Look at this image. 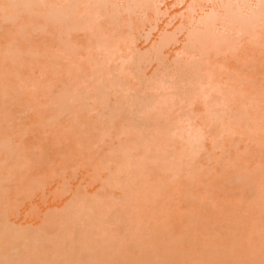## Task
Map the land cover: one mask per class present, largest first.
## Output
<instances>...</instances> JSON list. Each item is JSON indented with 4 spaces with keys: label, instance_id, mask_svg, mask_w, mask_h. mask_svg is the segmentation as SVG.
<instances>
[{
    "label": "rangeland",
    "instance_id": "rangeland-1",
    "mask_svg": "<svg viewBox=\"0 0 264 264\" xmlns=\"http://www.w3.org/2000/svg\"><path fill=\"white\" fill-rule=\"evenodd\" d=\"M1 1L0 6L4 2ZM11 1L8 2L14 6H6L11 8L7 9L9 15H0V94L9 89L8 105L0 95V127L5 128L0 131V141H4V147L0 144V264H264V34L255 39L260 45L250 38H241L237 50L214 59L215 70H208L214 73L211 79L216 81V89L205 100L206 90L201 87L210 79L204 74L192 89L197 98L190 102L183 99L186 92H191L187 87L188 72L185 66H176L186 39L178 36L177 24H188L180 20L182 8L176 7V0H163L159 11L151 6L147 13H140L138 8L132 13L124 12L126 2L116 0L115 9L114 5L104 6L113 13L111 17L118 10L112 25L107 24L106 17L110 16L104 14L103 6L97 9L99 12L98 5L94 6L90 15L80 14L74 21L69 19L77 15L73 0H46L44 7L40 0H25V5L24 0L21 5L20 0ZM69 7L72 16L59 17L56 25L47 17L61 9L67 14ZM99 13L106 16L105 20ZM66 18L73 24H66ZM168 23L171 28L166 27ZM19 25L30 26L26 35L24 30L16 35L18 27L21 32ZM65 41L67 45L62 47ZM98 45L108 49L107 56L116 50L112 52L116 58L109 63L110 69L105 65L107 57L102 61L110 74L103 71V64L99 66L105 77L91 72H98L103 59ZM98 51L102 55L98 56ZM92 66L96 68L93 70ZM101 76L103 82L97 80ZM172 82L175 89L163 94L161 84ZM114 83L119 87L112 88ZM17 86L22 89L13 100L11 95ZM100 94L104 99H99ZM223 99L228 100L225 106ZM108 101L110 111L105 110ZM151 104L157 109L149 110ZM62 107H68L66 112L61 111ZM6 113L8 122L2 121ZM240 113L246 114L241 126L223 134L221 123L229 124ZM193 134L199 136L200 147L189 157L192 147L186 140ZM80 137L85 140L82 147ZM163 141L170 144L171 152L174 150V162L170 160L172 153L159 152L158 145L160 149L166 147ZM141 143L152 146L147 149L150 152L157 145L158 151L151 152V156L167 159H157L155 164L151 161L146 167L154 169L160 162L162 167L157 164L155 169L161 167L165 173H156L163 175L164 187L173 190L170 201L166 198V207L164 200L151 203L147 225L162 222L167 227L151 229L146 225L143 232L139 231L141 238L137 241L125 237L124 230L113 233L115 227L102 230L100 225H91L85 230L82 224L88 223L87 217L91 220L93 210L94 214H103L112 205L117 220L122 204L128 213L135 211L137 198L127 196L123 203L126 196L122 189L125 191L126 187H117L123 197L115 188L116 192L108 191L111 184H104L112 178L105 174L106 170L126 158L128 151L143 148ZM180 151L185 160L178 155ZM162 152L170 156L167 158ZM6 160L13 165L9 175L1 169ZM165 161L169 165L177 161L173 168L179 172L176 178L165 171ZM237 176L248 182L242 177L234 178ZM20 177L25 184L18 185ZM78 215L79 219L75 218ZM157 217L161 220L157 221ZM89 241L96 249L85 247ZM117 248L119 251L115 252Z\"/></svg>",
    "mask_w": 264,
    "mask_h": 264
},
{
    "label": "bare ground",
    "instance_id": "bare-ground-1",
    "mask_svg": "<svg viewBox=\"0 0 264 264\" xmlns=\"http://www.w3.org/2000/svg\"><path fill=\"white\" fill-rule=\"evenodd\" d=\"M4 1V2H3ZM8 1H10V2H12L11 0H2L1 1V3L3 4H1L2 6H0V15H2V13H3V15L1 16V17H6V16H8L9 14L7 13L9 10H7V9H11L10 7L9 8H7L6 6H10V5H12V6H14L13 5V3H11L10 4V2H8ZM26 1H28V0H26ZM25 0H24V3H23V0H20L19 2H20V5H21V3H23L24 5H25V2H26ZM30 1V0H29ZM32 1V0H31ZM30 1V2H31ZM41 1V3H43V7L46 5V0H44L45 2H43V0H40ZM69 1V0H68ZM74 1V5H72V6H74V9H78V11H77V9L75 10V14H77V15H74V16H72L70 13L71 12H73L72 11V9H71V11H69L67 14H69V15H67L66 13L64 14V10H59V12L58 13H56L55 12V14H50V16L48 15L47 17H49V19H50V21L51 20H53L54 21V23H55V25H56V20L60 17V18H62V19H64V17H68V16H72V17H69V19L71 18V19H73L74 20V18L76 19V17H78V16H80V14H88L89 13V15H90V11L91 10H95L94 9V6H96V5H98V8H96V10L97 9H100L101 10V8H102V6L104 7V6H107V4H109L110 6L111 5H114L112 8L113 9H115L114 7H115V2H116V0H73ZM72 1V2H73ZM123 1V0H122ZM166 1H168V0H166ZM175 1V0H174ZM174 1H173V3H174ZM39 2V1H38ZM70 2V1H69ZM72 2H71V4H72ZM123 2H126V4H127V6L126 7H124L123 8V11L125 12V11H130L131 13L136 9V8H138L139 9V12L140 13H147L148 11V9H149V11H150V8H152L153 6H156V8L158 9V7L159 6H161V7H163L162 6V3H163V0H130V3H129V1H123ZM9 3V5H7V4ZM29 3V2H28ZM41 3H39L40 4V6H41ZM68 3V2H67ZM31 4V3H30ZM38 4V3H37ZM38 4V5H39ZM28 5V4H27ZM108 5V6H109ZM175 5H176V7H181L182 8V12H181V14H180V20H182V19H184L185 20V22H187L188 24H184V23H182V22H179L178 24H177V26H178V34H176V35H178V36H180V35H182L183 36V38H186L182 43V47H180V48H182V51H181V54H179V53H176V54H179L178 56H182V58L181 59H179V61H178V63L176 64V66H178L179 64H181V65H183V66H185V68H186V73L188 72V74H186L187 75V77H188V80H187V87H188V89L190 88L191 90V92H186L185 93V95H183V96H185L183 99H185V100H194L195 98H197V94L195 93V90H193L192 91V89H194L195 88V85H199V79H202V77L201 76H205L204 74H206V77H204V78H207V80L208 79H210L209 81H206V84L205 83H203L202 82V80H201V82L203 83V87H201V90L202 89H204V90H206L205 91V95L203 96L204 98H205V100H209V99H207V98H209V95L216 89V87H215V82H214V80H213V78L211 79V77H212V74H214V73H210L209 72V70L211 71V70H215V68H216V65L213 63V60L214 59H216V58H219L220 57V55L222 56V57H225V54H227V53H229V52H232V51H234V50H237V46H239L238 44L240 43V39L241 38H250V41L252 42V43H256V44H258L256 41H255V39H260L261 38V36H262V34H264V0H176L175 1ZM108 6H107V8H108ZM152 6V7H151ZM22 7V6H21ZM173 7H175V6H173ZM20 8V7H19ZM28 8V7H27ZM107 8H105L104 7V10H106ZM156 8H154V9H156ZM12 9H14L13 7H12ZM21 9V8H20ZM19 9V11H21ZM103 9V8H102ZM111 10L112 12L114 11V10ZM157 9H156V11H157ZM103 10V11H104ZM133 10V11H132ZM19 11H18V13H19ZM60 11H62L61 13H60ZM76 11L78 12V13H76ZM98 12H99V10H97ZM116 11H118V10H115V12ZM121 11V10H120ZM119 11V12H120ZM158 11H159V9H158ZM157 11V12H158ZM7 13V15H6V13ZM95 13H96V11H94ZM108 11L106 10V13H104V12H102V13H104L106 16L109 14V16L110 15H112L113 13H111V12H108ZM114 12V14L116 15L117 13H115ZM22 13H26V12H24V11H22ZM63 13V14H62ZM91 13H93V12H91ZM102 13L100 14V16L102 15ZM58 14H60V15H62L63 17H61V16H59ZM73 14V13H72ZM97 14V13H96ZM105 15H103V16H101V18L102 19H104L105 20ZM115 15H113L112 17L110 16V17H106V19L107 18H109V19H107V20H109V21H111V19L113 18V20L111 21V22H109L108 21V23H107V21H105V25H106V23L107 24H111L112 25V23H114L115 22V20H114V18H116V16ZM76 16V17H75ZM59 18V19H60ZM100 18V17H99ZM2 19H4V18H2ZM49 19H47V20H49ZM67 20H66V24H68V23H70V25H72L71 24V22L72 21H69L68 20V18H66ZM70 19V20H71ZM5 20H7V18H5ZM10 20H11V17H10ZM61 20V19H60ZM59 21V20H58ZM65 21V20H64ZM75 21V20H74ZM73 21V22H74ZM161 22V19L160 20H156V25L158 24V22ZM172 21H174V20H172ZM192 21H195V24H194V27L193 26H191V24H192ZM6 22V21H5ZM7 22H9V18H8V20H7ZM172 24H174L173 22H171ZM52 24H53V22H52ZM60 24V23H59ZM58 23H57V25H59ZM63 24H64V22H63ZM169 24V23H168ZM172 24H169V25H167L166 27L167 28H171V26H172ZM54 25V24H53ZM65 25V24H64ZM70 25H68V26H70ZM153 25H155V24H153ZM190 25V27H188ZM20 27H22L21 28V32H20V30H19V27H18V30H19V32H18V30L15 32V33H17L16 35H18V33H23V30H24V35H26L25 33V31H27L28 29H29V27L30 26H23V25H19ZM60 26V25H59ZM67 25H65V27H66ZM99 26V25H98ZM100 26H101V24H100ZM176 26V25H175ZM85 27H87V26H85ZM165 27V28H166ZM71 28V27H70ZM69 28V29H70ZM84 28V27H83ZM155 28V27H154ZM68 28H67V30H69ZM173 29V28H172ZM171 30V29H170ZM169 30V31H170ZM257 30V31H256ZM69 32V31H68ZM101 32V31H100ZM96 33V32H95ZM94 32H93V34H95ZM98 33V32H97ZM23 34H21V35H23ZM68 34V33H67ZM102 34V33H101ZM101 34L99 35V33H98V35L99 36H101ZM20 35V34H19ZM18 35V36H19ZM98 35H96V36H98ZM98 36V37H99ZM21 37V36H20ZM97 37V38H98ZM177 37V36H176ZM96 38V37H95ZM94 38V39H95ZM182 38V37H181ZM180 39V38H179ZM239 42V43H238ZM110 44H111V42H109ZM97 44V43H96ZM105 45H106V43H104ZM103 44V45H104ZM261 43H259L258 45H260ZM62 45H64V46H62ZM65 45H67V43H66V41L65 42H63L62 44H61V46L62 47H65ZM108 45V44H107ZM99 46V45H98ZM98 46H97V50L98 49H100V48H98ZM99 47H101V46H99ZM109 46H107V48H108ZM102 48V47H101ZM179 48V49H180ZM111 49H112V47H111ZM110 49V50H111ZM178 49V50H179ZM103 50V51H102ZM106 50V51H105ZM104 50V47L102 48V49H100V51H102L103 52V59H101L100 61H101V63L100 62H98V63H100V65H98V70L96 69V71H98L97 73L95 72V71H91L93 74H95L96 76H98V74L99 75H103V73H102V70H100L101 69V67H103L104 66V62H102L103 60H104V58H106L107 57V60L105 61L106 62V64L105 65H108V68L110 69V67H109V65H111V64H109L111 61L113 62L114 60H115V55H114V58H113V53L112 52H115L114 51V49L112 50V52L110 51V53H108V55L109 56H107V54H105V53H107L108 52V49H105ZM175 51H177V50H175ZM174 52V51H173ZM180 52V51H179ZM100 54H101V52L99 53V51H98V56H100ZM105 54V55H104ZM115 54V53H114ZM117 54V53H116ZM102 55V54H101ZM55 56V55H54ZM58 57V56H57ZM102 57V56H101ZM48 59H49V57H48ZM91 60H93V59H91ZM95 61V60H94ZM89 63V62H88ZM91 63V62H90ZM97 64V63H96ZM103 64V65H102ZM93 65H95V64H93ZM102 65V66H101ZM214 65H215V67H214ZM96 66V65H95ZM91 67L92 69L94 68H96V67ZM99 66H101V67H99ZM107 68V66H104V69H106V70H104L103 69V71L105 72L106 71V74L108 73V74H110L109 72H111V70L109 71V70H107L108 69ZM93 69V70H94ZM209 69V70H208ZM207 70H208V72L210 73V74H208L207 73ZM204 71H205V73H204ZM212 72V71H211ZM91 73V74H92ZM106 74L104 73V75L106 76ZM107 74V75H108ZM94 75V76H95ZM103 75V76H104ZM103 76H101V79L100 78H98L97 80H101V82H103L102 81V79H104V77ZM209 76V77H208ZM89 77V76H88ZM87 77V78H88ZM94 78V77H93ZM108 78V77H107ZM85 79V78H84ZM83 79V80H84ZM95 80L93 81V82H95V84H98V83H96V82H98L97 80H96V78H94ZM82 80V79H81ZM80 80V81H81ZM115 80V79H114ZM118 79H116V81H117ZM213 80V81H212ZM80 81L78 82V83H80ZM106 81V80H105ZM119 81V80H118ZM204 81V80H203ZM82 82V81H81ZM199 82V83H198ZM110 84V83H109ZM112 84V83H111ZM119 84V83H118ZM168 83H162L161 85H162V87L164 88V90L162 89V87H161V85H160V89H161V91L163 92V94H164V92L166 91V90H170V91H173L175 88V83L174 82H172V83H170V85L168 84ZM217 84V83H216ZM114 85H116V86H118L117 84H113V86H111L112 88H117L116 86H114ZM205 85V86H204ZM166 86V87H165ZM174 86V87H173ZM202 86V85H201ZM93 88H95L94 86H92ZM98 87V86H97ZM119 87V86H118ZM120 87H121V85H120ZM3 88V87H2ZM5 88V87H4ZM68 88V87H67ZM108 88V87H107ZM166 88H168V89H166ZM174 88V89H173ZM20 89H22L20 86L18 87L17 86V88H15L14 90H13V93H12V95H11V98H13V100H16L18 97H19V95H20V92H21V90ZM96 89V88H95ZM94 89V90H95ZM100 89V87L98 88V90ZM158 89V88H157ZM231 89H233V88H231ZM97 90V89H96ZM95 90V93L97 92ZM2 91V90H1ZM67 91V90H66ZM73 91H74V88H73ZM100 91H101V89H100ZM99 91V92H100ZM234 91V90H233ZM232 90H230L229 92L231 93V92H233ZM71 92V91H70ZM185 92V91H184ZM101 93H103V92H101ZM234 93V92H233ZM232 93V94H233ZM71 94V93H70ZM182 94V93H181ZM195 94H196V96H195ZM1 95V97L2 98H4V100L6 101V103H7V105L9 104V89H8V91H7V88H6V90H4V91H2V93L0 94ZM99 95V94H98ZM163 96V95H162ZM94 97V96H93ZM96 98H94V100L95 101H97L98 99V96H95ZM85 98V97H84ZM100 98H103V95L101 96V94H100V97H99V99ZM104 99V98H103ZM161 99H163V98H161ZM117 100V99H116ZM225 100V101H224ZM112 101H114V100H112ZM118 101V100H117ZM116 101V103L115 102H113V103H115V104H118V102ZM158 101H160V100H158ZM167 101V100H166ZM102 102V101H101ZM109 103L108 104H106V107H107V105H110L111 103H110V101H108ZM191 102V101H190ZM228 102V100L227 99H223V102H221L222 104H223V106H225L224 105V103L226 104ZM5 103V104H6ZM66 103V102H65ZM65 103H64V107H65ZM126 103V102H125ZM128 103V102H127ZM155 103V102H154ZM67 104V103H66ZM68 104H69V102H68ZM120 104V103H119ZM118 104V105H119ZM161 104V103H160ZM125 105V104H124ZM152 106L150 107L151 109H149V110H154L155 109V105H153V104H151ZM157 105V104H156ZM159 105V104H158ZM68 106V105H67ZM129 106V105H128ZM144 106V105H143ZM145 106H147V105H145ZM162 106V105H161ZM109 107V106H108ZM108 107L105 109L106 111H107V109H108ZM114 107V106H113ZM126 107V106H125ZM132 107V106H131ZM118 108V106H116V109ZM137 108V107H136ZM65 109V110H64ZM63 109V107L61 108V111H63V113L64 112H66V109H68V107H66V108H64ZM101 109V108H100ZM103 109V108H102ZM113 109V108H112ZM111 109V112H113V110ZM120 109H123L124 110V108L123 107H121L120 106ZM135 109V108H134ZM138 109V108H137ZM144 109H146V108H144ZM157 109V108H156ZM155 109V110H156ZM118 110V109H117ZM131 110H132V108H131ZM60 111V112H61ZM108 111H110L109 109H108ZM114 111H116V110H114ZM129 111V110H128ZM139 111V110H138ZM141 111V110H140ZM139 111V112H140ZM228 111H230V108H229V110ZM100 112V111H99ZM135 112V111H134ZM145 112H146V110H145ZM148 112V111H147ZM155 112V111H154ZM157 112H158V110H157ZM255 112H257V111H255ZM63 113L61 114V115H63ZM106 113V112H105ZM124 113V112H123ZM136 113H138V112H136ZM149 113H151V112H149ZM160 112H158V114H159ZM79 114H81V113H79ZM118 114V113H117ZM128 114V113H127ZM133 114V113H132ZM112 115H114V113L112 114ZM137 115V114H136ZM140 115V114H139ZM138 115V116H139ZM149 115V114H148ZM3 116H5L4 118H3V120L2 121H7V119H8V117H9V115H8V113H6V115H3ZM101 116H103V115H101ZM125 116H127V115H125ZM133 116H135V115H133ZM145 116H146V114H145ZM155 116V115H154ZM161 116V115H160ZM105 117V116H104ZM115 117V116H114ZM245 117H246V114H244V113H240V114H238V115H235V118H234V116H233V119H231L230 120V122H232V123H230L229 122V124L228 123H226L225 125H223L224 123H221L222 124V126H224L223 127V129H222V131L224 132L223 134H225V133H227V131H233V130H236L239 126H241V122H243L244 121V119H245ZM80 118V117H79ZM83 118V117H82ZM136 118V117H135ZM146 118H149L148 116L146 117ZM156 118V117H155ZM160 118V117H159ZM157 119V118H156ZM216 119V118H215ZM215 119H214V121H215ZM110 120V119H109ZM131 120V119H130ZM135 120V119H134ZM153 120H155V119H153ZM158 120V119H157ZM219 120V119H218ZM221 120V119H220ZM219 120V121H220ZM229 120V119H228ZM233 120V121H232ZM9 121V120H8ZM7 121V122H8ZM108 121V120H107ZM85 122V121H84ZM83 122V123H84ZM104 122V121H103ZM132 122V121H131ZM134 122V121H133ZM78 123H80V122H78ZM83 123H80V124H83ZM86 123V122H85ZM150 123V122H149ZM4 124H5V122H4ZM77 124V123H76ZM228 124V125H227ZM79 125V124H78ZM87 125V124H86ZM149 125V124H148ZM85 126V125H84ZM146 127H147V122H146V125H145ZM227 126V127H226ZM2 127V126H1ZM0 127V131L1 132H4V130H5V128H1ZM145 127V128H146ZM154 127V126H153ZM226 127V128H225ZM249 129H251V128H249ZM168 130V129H167ZM170 131V130H169ZM80 132V131H79ZM166 132H168V131H166ZM180 132V131H179ZM199 132V131H198ZM177 133H178V131H177ZM221 133V132H220ZM90 134V133H89ZM163 134H165V133H163ZM172 134V133H171ZM174 134V133H173ZM181 133H179V134H176L175 136H179ZM80 135V134H79ZM79 135H78V137H79ZM83 135V134H82ZM168 135V134H167ZM182 135H183V133H182ZM76 136V135H75ZM164 136V135H163ZM191 137H189L188 136V139L186 140V142L188 143V145L190 144V146L192 147H190L191 148V151L189 150V152H188V154H189V157L191 156L192 157V155L194 154L195 155V153H193L195 150H197L199 147H200V140H199V136L198 135H196V134H193V135H190ZM250 136V135H249ZM85 137V136H84ZM84 137H80L81 139V143H79L80 145H81V147H82V145H84ZM168 137V136H167ZM166 137V140H167V142L168 143H171V141H169V139ZM170 137V136H169ZM173 137V136H172ZM171 137V138H172ZM201 137V136H200ZM77 138V137H76ZM75 138V139H76ZM164 139L163 140H165V136L163 137ZM170 138V139H171ZM174 138V137H173ZM184 138V137H183ZM156 139H158V138H156ZM155 139V141H157ZM162 139V138H161ZM177 139H178V137H177ZM79 140V141H80ZM173 140V139H172ZM180 140H181V138H180ZM177 141V140H176ZM179 141V140H178ZM1 142H2V145H1V147H4L3 146V143H4V141H0V144H1ZM149 142V141H148ZM148 142H146V144L148 143ZM151 142H153L154 143V141H151ZM164 143L166 142V141H163ZM166 142V147L165 148H163V149H160V147L161 146H159L158 145V150H159V152H161V151H165V152H168L169 154H171V157H170V160L172 159H174V157L172 158V156L173 155H175V154H173V152H174V150L171 152V146H169L168 145V143ZM184 142V141H183ZM145 143V142H144ZM176 143H178V142H176ZM175 143V144H176ZM196 143V144H195ZM78 144V145H79ZM142 144V143H141ZM149 144H150V142H149ZM174 144V145H175ZM143 146H144V144H142ZM161 145V144H160ZM167 145H168V147H167ZM172 145V144H171ZM148 147H146V146H144L143 148H138L139 150H132V152L131 153H129V151H128V153H126L127 155H126V158H122L121 160H120V162L119 163H117L116 165H115V167L113 168V169H111V170H106V175H111V180L109 179V180H107V181H105V184L104 185H106L107 186V184H111V188L109 187V186H107V188H109L108 189V191L109 192H111V193H113L112 191L114 190L113 188H115V189H117V192L119 193V195L121 194L119 191H121V187H126V193H125V191H124V188L122 189V194H125V198H124V202L123 203H125V201L127 202V196H130V197H132L133 196V198L135 197V198H137L138 200V205L136 206V208H135V211H132V212H130V213H128V211H127V209H126V205L124 204H122V207H123V209H120L119 211L120 212H118L119 214H117L118 216L117 217H119L118 219L119 220H117L116 219V215L114 216L113 215V213H112V211H111V208L113 207L112 205H109V210L108 211H106V212H104L103 214H96V212H95V214L93 213L94 212V210L92 211V213H90V215L92 214L93 216H89V218L91 219V220H87L88 219V217H87V219H86V222H88V223H85V224H82V226H84L85 227V230L87 229V227L89 226V228L90 227H92L91 225H93V226H97V227H99V225H100V227L102 226L103 228H102V230H109L110 228H112V227H115V229H114V232L113 233H115V232H120L121 230H124V233H125V237H127V238H129L131 241H137V240H139L140 238H141V236H140V232L139 231H144L145 230V227H150L151 229H153L154 227H156V228H154V229H157V228H165V227H167V225L165 224V223H162V222H160V223H158V224H156V225H152V226H150V225H147V221L148 220H151V217H150V207H151V203L152 202H160V200H164L165 202H163V204L165 205V207H166V202H168V200L166 199V198H170L169 197V194H171V192L173 191L171 188H169V187H164L165 185L164 184H166V181H164L162 178V174L161 175H158L156 172L159 170V171H161L160 170V168L162 167L161 166V164H160V162L159 161H163L164 162V158L165 157H163V160L161 159L162 157H160V159L161 160H159L158 159V157H152L151 156V152H153V154L155 153V151L154 150H156V151H158L157 150V145L156 146H154L155 147V149L153 150V151H148L149 150V148H151V147H149V145H147ZM164 146V145H163ZM141 147V146H140ZM129 148V147H128ZM170 150H169V149ZM148 149V150H147ZM166 149V150H165ZM180 149V148H179ZM184 149V148H183ZM193 149V150H192ZM181 151H182V149H180ZM181 151H180V154L178 153V155H181L182 153H181ZM184 152H186V149H185V151L183 150V154H184ZM198 152H200V151H198ZM163 154H164V156H166L167 158H168V156H170V155H167V153H166V155H165V153L164 152H162ZM175 153V152H174ZM124 155H125V153H124ZM158 155L160 156V154L158 153ZM187 157H188V155H187V153L185 154ZM153 156H155V155H153ZM156 156H157V152H156ZM123 157H125V156H123ZM175 157H178V156H175ZM183 157V158H182ZM180 158V157H179ZM178 158V160H181L182 162H186V161H183L182 159H184V155L182 156L181 155V158L179 159ZM136 159V160H135ZM159 160V161H157V162H159V164L158 163H156V167H158L157 166V164L158 165H160L161 167L160 168H158V170L156 171V167L154 168V169H151V170H148V169H146V167H147V164H149V163H153V162H151V161H154V164H155V162H156V160ZM166 159V158H165ZM193 159H194V157H193ZM169 160V159H168ZM169 160V161H170ZM171 160V162H174V161H172ZM175 160V159H174ZM177 160V159H176ZM185 160V159H184ZM186 160H188L187 158H186ZM190 160H192V159H190ZM166 161H167V159H166ZM165 161V162H166ZM193 161V160H192ZM192 161H189L190 163L192 162ZM170 162V163H171ZM176 162L177 161H175V164L174 163H172V164H168L169 162H166V163H164L165 165V167H166V165H167V167L166 168H164V169H166L165 171H169V173L171 172L172 174H171V177H175V175H177L178 173L176 172L177 170H176V168H175V170H173V168L174 167H176ZM179 162V164H184L185 165V163H180V161H178ZM4 163H5V165L3 166V167H1V169L3 168V169H5V171H6V173H7V175H9V173L12 171V166H11V164L9 165V160H6V161H4ZM16 164V163H15ZM191 164H193V162L191 163ZM15 166V165H14ZM188 166V165H187ZM26 167V166H25ZM189 167H191V166H189ZM13 168H15V167H13ZM22 168V167H21ZM178 168H180V166H178ZM187 169V168H186ZM185 169V170H186ZM191 169V168H190ZM17 170V172H18V169H16ZM181 170V168L180 169H178V171H180ZM183 170V169H182ZM16 172V173H17ZM14 173V172H13ZM158 173H160V172H158ZM161 173H165V172H163V170L161 171ZM167 173V172H166ZM168 173V175H170ZM177 173V174H176ZM167 175V174H166ZM22 177V176H21ZM21 177L17 180V183H18V185H20V184H25L26 183V181H24L23 180V178L21 179ZM147 177H150V179H148V180H144L145 178H147ZM161 177V178H160ZM243 178V176H237V177H234V178H236V179H240V178ZM165 178V177H164ZM167 179H168V177H166ZM176 178V177H175ZM180 178H182V177H180ZM21 179V180H20ZM106 180V179H105ZM181 180V179H180ZM185 180V179H184ZM235 180V179H234ZM243 180L247 183L248 181H246V179H244L243 178ZM14 181H16V180H14ZM24 181V182H23ZM187 181V180H186ZM107 183V184H106ZM178 183V182H177ZM169 186V185H168ZM117 187H119V188H121V189H118ZM166 188V189H165ZM113 189V190H112ZM170 189H171V191H170ZM112 190V191H111ZM119 190V191H118ZM168 190L170 191V193L168 192ZM115 192H116V190H114ZM175 191H176V189H175ZM108 192V193H109ZM110 194V193H109ZM117 194V193H116ZM116 194H114V195H116ZM120 195V196H123L124 197V195ZM114 195H113V197H114ZM118 195V194H117ZM119 195H118V197H119ZM165 195H166V197H165ZM172 195V194H171ZM181 195V194H180ZM117 197V196H116ZM116 197H114V198H116ZM185 197H187L186 195H185ZM184 197V198H185ZM134 198V199H135ZM109 199V198H108ZM111 199H112V197H111ZM129 201L128 202H130V200L131 199H128ZM169 201H170V199H169ZM135 202V201H134ZM154 202V203H155ZM154 203H152V204H154ZM172 203V202H171ZM111 204H112V202H111ZM162 204V205H163ZM169 204V203H168ZM114 205V204H113ZM157 205H159V204H157ZM161 205V206H162ZM171 205V204H170ZM91 206H93V205H91ZM111 206V207H110ZM132 207H133V205H131ZM135 206V205H134ZM108 207V206H107ZM128 207V206H127ZM165 207H160V208H162L163 210H164V208ZM101 208V207H100ZM99 208V209H100ZM154 208V207H153ZM155 208H157V207H155ZM91 209H93V208H91ZM128 209H129V207H128ZM136 209H139V211H137ZM159 210H161V209H159ZM166 210V209H165ZM164 210V211H165ZM130 211V210H129ZM154 211H155V209H154ZM157 211V210H156ZM163 212V211H162ZM161 211H160V213H162ZM167 212V211H166ZM166 212H164V213H166ZM84 213H86V212H84ZM159 213V214H160ZM73 214V213H72ZM81 214V213H80ZM158 214V215H159ZM163 214V213H162ZM85 215H87V214H85ZM72 216V215H71ZM71 216H70V218H71ZM156 216V215H155ZM176 216V215H175ZM84 217H86V216H84ZM161 217V216H160ZM160 217H157L156 219H157V221H159V220H161L160 219ZM169 217V216H168ZM73 218V217H72ZM75 218H78L79 219V215H78V217H75ZM153 218H154V216H153ZM152 218V219H153ZM162 218V217H161ZM164 218H166V216H164L162 219H164ZM187 218V217H186ZM115 219L117 220V222L115 221ZM172 219H174V218H172ZM166 221V220H165ZM168 223H169V221H167ZM173 222V221H172ZM82 223H84V222H82ZM95 223H99L98 225L96 224V225H94ZM154 223V222H153ZM191 223V222H190ZM149 224V223H148ZM147 225V226H146ZM190 225H192V224H190ZM169 227V226H168ZM88 228V229H89ZM142 228V229H141ZM141 229V230H140ZM112 230V229H111ZM149 230V229H148ZM166 230H167V228H166ZM170 231H171V229H169ZM163 231H165V230H163ZM86 232H89L88 230L87 231H85V233ZM142 232H141V234H142ZM152 232V231H151ZM167 232V231H166ZM87 234V233H86ZM89 234V233H88ZM151 236V235H150ZM112 237V236H111ZM146 239V238H145ZM87 240H89V239H87ZM90 241H92V239L90 240ZM89 241V242H90ZM88 242V244L85 246L86 248H91V249H96V246H95V248L93 247V244L90 242L89 243ZM92 244V245H91ZM134 245H136V244H133V246ZM121 248V247H120ZM136 248V247H135ZM104 248H101L100 250H103ZM116 251H119V248H117V250H115V252ZM114 252V253H115ZM116 254V253H115ZM114 254V255H115ZM131 260V259H130Z\"/></svg>",
    "mask_w": 264,
    "mask_h": 264
}]
</instances>
